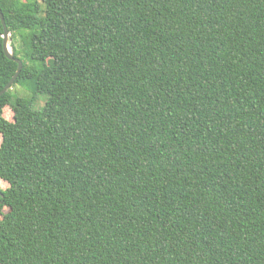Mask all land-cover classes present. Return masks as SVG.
Instances as JSON below:
<instances>
[{
	"label": "trees",
	"instance_id": "trees-1",
	"mask_svg": "<svg viewBox=\"0 0 264 264\" xmlns=\"http://www.w3.org/2000/svg\"><path fill=\"white\" fill-rule=\"evenodd\" d=\"M0 9V264H264V0Z\"/></svg>",
	"mask_w": 264,
	"mask_h": 264
},
{
	"label": "water",
	"instance_id": "water-1",
	"mask_svg": "<svg viewBox=\"0 0 264 264\" xmlns=\"http://www.w3.org/2000/svg\"><path fill=\"white\" fill-rule=\"evenodd\" d=\"M0 20H1V22H2L3 29H4V33H3V36H2V37H3V39H2L3 51H4L5 55H6L9 59L14 60V61L17 63V68H16V71H15L14 75H13L12 78L9 80V82H8V83H7V84H6V85L0 90V95H1V94L4 93L6 90H8V89L11 87V85L14 83L15 78L17 77V75L19 74V72H20V70H21V68H22V62H21L20 59L15 58V57L12 55V53H11L9 47H8L9 36H10V34L8 33V31H7V29H6V26H5V23H4V17H3V13H2V11H1V9H0ZM0 196H2L1 190H0Z\"/></svg>",
	"mask_w": 264,
	"mask_h": 264
},
{
	"label": "rangeland",
	"instance_id": "rangeland-1",
	"mask_svg": "<svg viewBox=\"0 0 264 264\" xmlns=\"http://www.w3.org/2000/svg\"><path fill=\"white\" fill-rule=\"evenodd\" d=\"M13 91L19 95H27L29 94L28 91H26L25 89H23L22 87L20 86H13L12 87ZM45 96L43 95H38L37 96V99L35 101V104H34V107L36 109L38 108H41L45 102ZM3 116L4 118H6L7 120L9 121H12L13 120V113H12V110L8 107V106H5L3 108ZM0 141H1V137H0ZM8 186V183L2 179H0V188L1 189H4ZM7 208H4V211H6Z\"/></svg>",
	"mask_w": 264,
	"mask_h": 264
}]
</instances>
